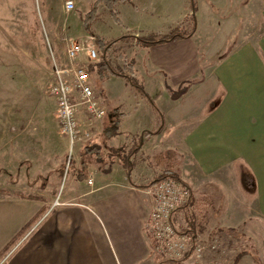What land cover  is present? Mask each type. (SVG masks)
Segmentation results:
<instances>
[{
  "label": "crops",
  "instance_id": "obj_1",
  "mask_svg": "<svg viewBox=\"0 0 264 264\" xmlns=\"http://www.w3.org/2000/svg\"><path fill=\"white\" fill-rule=\"evenodd\" d=\"M149 1L154 0L121 1L116 6H136V14L139 7ZM257 1L251 0L256 10V26L264 22V7L259 11ZM159 3L157 0L155 5ZM188 10L187 6L175 22L151 31L162 35L168 33L184 22V17L190 13ZM198 11L199 5L195 13L197 28L191 37L146 45L144 49L145 62L142 65L160 79L172 107L171 110L158 108L164 118L163 129L156 135L143 136L142 144L130 155V178L124 165L114 161L105 170L89 169L83 178L70 179L59 197L0 196V253L22 233L0 258V264H246L244 258L251 259V264H258L249 253L223 246L228 237L234 238L225 232L204 237L206 248L199 257L191 251L180 260H171L156 252L149 226L152 195L148 187H138L155 179L158 168L164 170L163 164H157L150 156L173 150L175 168L179 165V158L183 159L184 177L179 176L192 190L190 207L194 211L199 204H210L196 199L195 191L213 189L227 194L239 186V179L244 181L248 176V183H244L249 190L244 187L240 190L244 189L254 198L257 213L254 217H264V33L260 34L258 27L255 28L256 33H252L249 40H237L215 62L201 66L197 42L202 39ZM118 12L121 15V10ZM118 19L126 30H130L121 17ZM134 32V37L139 36ZM207 40L203 38V47L209 53ZM187 81L186 92L176 99L171 98L169 89H176ZM218 93L220 99L214 102ZM44 102L43 98L38 101L37 110L46 121L48 119L45 123L48 129L43 126L49 132L41 139L46 159L59 139H53L58 131L55 100L50 105ZM133 130L124 136L126 139H108L111 148L122 143L127 144L129 151L133 143L131 137L150 129L140 125L133 126ZM2 137L0 134V154H7L8 159L20 155L33 157V147L26 146L28 139ZM141 153H146V165L137 158ZM28 154L30 156H26ZM136 158L137 162L134 161ZM151 166L155 167L153 172L148 171ZM45 169L48 176L50 166ZM232 182L236 186L234 189ZM49 184L35 185L34 189L39 186L40 191L47 192L52 186ZM56 198L60 202L58 205L53 204ZM42 208H47L46 212L37 222H32ZM183 209H178L173 217L178 231L184 224ZM194 233L195 237L199 236V231L194 229ZM208 238L218 242L217 249L211 248L215 241Z\"/></svg>",
  "mask_w": 264,
  "mask_h": 264
},
{
  "label": "rangeland",
  "instance_id": "obj_2",
  "mask_svg": "<svg viewBox=\"0 0 264 264\" xmlns=\"http://www.w3.org/2000/svg\"><path fill=\"white\" fill-rule=\"evenodd\" d=\"M67 1L69 0H0V134H3L2 139H28L29 144L26 143V146L33 147L31 151L34 152L33 157L20 155L17 158L13 156L12 159H8L7 154H0V196L59 197L69 180L75 179L76 176L78 178V174L82 171L87 175L89 169L105 170L114 161L122 163L127 160L126 163L129 164L130 155L137 146L142 144V137L145 136L143 132L131 137L133 143L129 151L126 148L127 144L122 143H117L113 146L114 148H111L108 139H126L124 136L129 131L134 132L133 126L142 125L152 130L159 124L157 113L137 88L138 86L150 95L158 108L171 110L169 94L165 92L160 79L155 78L153 74H150L151 70L145 69L142 65L145 62L146 45L136 43L132 36L134 31L139 36L160 34L151 30L160 29L175 22L179 16H182L187 6L190 10L189 0H160L158 6L155 5L157 0L149 1L147 5L139 7L136 14V6L128 4H125L123 8L115 6L117 17H121L130 30H126L127 27L116 19L102 2L95 4L97 0H71L73 7L67 9ZM194 1L196 6L199 5L198 25L202 39H198L197 42L201 66L206 62H215L222 54L228 52L237 40H249L251 34L256 33L255 28L258 27L260 34L264 33V22L261 21L262 24L257 26L254 24L256 10L252 7L251 0ZM255 3L259 11L264 7V0H258ZM93 5H96V12L91 14L86 29L84 18ZM131 28L136 30L131 31ZM180 31H189L188 24ZM96 33L105 40L127 36L111 46L106 53V59L115 70L127 74L134 84L124 77L109 74L99 76L96 70L97 65L103 61L100 51L94 61L85 58L77 59L76 62L83 61L88 70L93 65V71H89L106 114L100 121H88L83 117L84 115H81L82 127L90 129L92 136L86 142L77 144L72 152L67 138L58 133V126L56 137L53 139H59V141H55L50 153H46L48 155L45 159L41 139H44L45 133L49 132L45 125L48 119L47 121L44 119L42 113L37 110V105L42 98L44 103L49 105L54 103V98L48 92L54 67L53 59L54 63L61 67L70 66V61L65 54L68 41L84 43L91 35L96 43V38L99 37ZM203 38H208L206 44L209 53L203 47ZM135 61H137L136 65H134ZM129 62H133L132 71L127 68ZM186 84H189V81L184 83ZM220 96L218 93V96L213 99L214 102H217ZM192 98L197 99V96ZM116 118H118V134L114 135L115 137L112 136L113 138H106L102 129L112 126ZM85 146L90 148L86 149ZM92 146L93 150L90 151ZM94 147L97 148L94 149ZM145 157L146 153L137 156L143 165L147 164ZM150 158L153 160L154 156ZM82 159L86 162L90 161L86 169L82 166ZM182 161L183 159L179 158V165L174 167V172L183 176ZM47 166H50L48 176L45 174ZM154 170L153 166L148 169L149 172ZM156 171L157 176L158 171L163 172L160 168ZM248 178V176L244 178L246 183ZM244 181L239 179V188L232 182L234 185L232 188H236L227 194L213 189H206L205 192L203 189L195 191L196 199L210 204H199L196 211L190 207L191 205L183 209L184 224L179 231L191 228L199 231V236L196 238L200 239L204 248H206L204 237L223 232L233 235L232 239L227 236L228 240L223 246L240 249L243 254L249 253L255 261H258V264H264V217L261 215L258 218L254 217L257 215L254 198L244 189L240 190V187L249 190ZM46 184L52 185L47 192L40 191L39 186H37L39 189H34L35 185ZM189 189L192 194L190 187ZM208 239L215 241L214 238ZM218 246V242L215 241L211 248L217 249ZM244 259L247 260L246 264H251V259Z\"/></svg>",
  "mask_w": 264,
  "mask_h": 264
},
{
  "label": "built area",
  "instance_id": "obj_3",
  "mask_svg": "<svg viewBox=\"0 0 264 264\" xmlns=\"http://www.w3.org/2000/svg\"><path fill=\"white\" fill-rule=\"evenodd\" d=\"M68 4L69 1L66 2V8L71 9L73 2L71 1V8ZM65 54L71 65L61 67L53 59L48 92L55 99L59 132L67 138L72 152L77 144L86 142L92 136L90 129L82 127L81 115L88 121H100L106 111L93 86L90 71L83 61L76 62L81 58L90 61L97 59L98 50L94 37L90 35L84 43L68 41ZM148 192L153 199L149 226L155 240V251L171 260H180L191 251L199 257L204 249L200 239L178 231L173 224L175 212L190 199L189 187L167 178L153 183L148 187ZM53 204H60L59 199L56 198Z\"/></svg>",
  "mask_w": 264,
  "mask_h": 264
},
{
  "label": "trees",
  "instance_id": "obj_4",
  "mask_svg": "<svg viewBox=\"0 0 264 264\" xmlns=\"http://www.w3.org/2000/svg\"><path fill=\"white\" fill-rule=\"evenodd\" d=\"M120 1H127V0H97L95 4H98L100 2H102L106 8L109 9V11L112 13V15H114V17L116 19H118L117 15H116V11H115V6L120 2ZM189 7H190V13H188L185 17H184V22L180 25H178L177 27L173 28L170 32H168L167 34H155V33H151L147 36H137L134 37L137 43H142L144 45H150V44H156V43H160V42H165V41H170V40H175V39H179V38H184V37H191L194 32L196 31L197 28V19L195 16L196 10H197V6L194 0H189ZM96 12V5H93L92 8L89 10V12L87 13L86 17L84 18V25L85 28H88V24H89V20H90V16L91 14ZM185 22L186 24H188L189 26V31L184 32V31H180L181 28H183L185 26ZM127 36H121L119 38H115V39H110V40H105L101 37H97L96 38V44H97V49L98 51H100L102 53V57H103V61L98 63L97 65V73L99 76H105V74H109V75H114V76H118V77H124L126 78L128 81L131 82V78L125 74L124 72L121 71H117L115 70L112 65L110 64L109 60L106 59V53L107 51L110 50L111 46L117 42L118 40H121L123 38H126ZM133 62H129L127 64V68H129V70L132 71V66ZM93 65L90 66L89 70L92 72L93 71ZM132 84H134L133 82H131ZM137 87V86H136ZM140 89L141 93L143 94V96L149 101V103L151 104V106L153 107V109L155 110V112L157 113V116L159 118V124L156 128L149 130V131H143V134L145 136H153L158 134L159 132H161V130L163 129L164 126V118H163V114L160 112V110L158 109L157 105L155 104V102L151 99L150 95H148L143 89L142 87H137ZM187 90V85H180L177 89H169L170 91V95L171 98L176 99L178 97H180L182 94H184ZM118 132V121L116 120L115 123L110 126V127H104L102 129V133L104 134V136L106 138H111L112 136L116 135ZM141 139V137L139 138ZM85 148H90V146H85ZM97 147H94V149ZM136 147L134 149V152L137 151ZM90 151L93 150V146L91 149H89ZM133 152V153H134ZM174 157L175 154L172 150H166L164 152H160L158 154H156L154 156V161L157 164H163L164 170L163 172L158 175L155 179H153L152 181L143 184V185H138V187H142V188H147L149 186H151L153 183L162 180V179H174L176 181L182 182L184 184H186L185 182H183L180 178V176L174 172V165H175V161H174ZM123 161V160H122ZM125 161V162H124ZM122 162V164L124 165V167L127 169V175L129 177V172H130V166L129 164L126 163L127 160H124ZM90 161H87L85 159H82L81 163L82 166L84 167V169H86L87 164ZM86 175V173L84 171L80 172L78 174V178H83ZM130 178V177H129ZM245 178V177H244ZM249 179V178H248ZM130 182L133 184V182L130 180ZM187 185V184H186ZM27 198L30 199H39V197L37 196H33V195H29V196H25ZM193 203V198H192V194L190 195V199L189 201L181 206L179 209L181 208H186L188 206H190ZM47 208H42L41 212L36 215V217L32 220V222H37V220L42 216V214H44L46 212ZM182 233L185 234H192L193 236H195L194 233V228H191L189 230L186 231H182ZM22 234V233H21ZM20 234V235H21ZM20 235L16 236L12 241H10L8 243V245L1 251L0 253V258L4 257L6 255V253L9 251V249L16 243V241L20 238Z\"/></svg>",
  "mask_w": 264,
  "mask_h": 264
},
{
  "label": "clouds",
  "instance_id": "obj_5",
  "mask_svg": "<svg viewBox=\"0 0 264 264\" xmlns=\"http://www.w3.org/2000/svg\"><path fill=\"white\" fill-rule=\"evenodd\" d=\"M68 7L71 8V0H69Z\"/></svg>",
  "mask_w": 264,
  "mask_h": 264
}]
</instances>
